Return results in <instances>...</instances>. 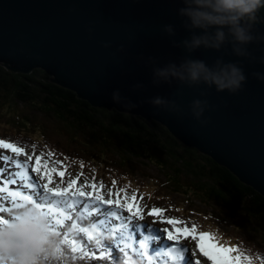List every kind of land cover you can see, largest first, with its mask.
Instances as JSON below:
<instances>
[{
    "label": "water",
    "instance_id": "95a60500",
    "mask_svg": "<svg viewBox=\"0 0 264 264\" xmlns=\"http://www.w3.org/2000/svg\"><path fill=\"white\" fill-rule=\"evenodd\" d=\"M181 6V0H0V64L23 74L41 68L94 107L157 121L264 196V82L253 75L264 73V20L253 22L255 39L244 57L227 44L189 52ZM169 24L173 35L164 30ZM187 59L237 62L247 83L237 94L202 83H153L155 68ZM117 90L121 103L113 100ZM157 96L169 104L153 105ZM196 100L208 102L199 119ZM129 101L136 107L126 108Z\"/></svg>",
    "mask_w": 264,
    "mask_h": 264
},
{
    "label": "trees",
    "instance_id": "16d2710c",
    "mask_svg": "<svg viewBox=\"0 0 264 264\" xmlns=\"http://www.w3.org/2000/svg\"><path fill=\"white\" fill-rule=\"evenodd\" d=\"M257 17H264V12H257ZM7 99L16 103L14 107L11 102L10 105L7 103ZM20 104L39 105L41 111L46 106L54 111L57 116L54 113L53 116L63 122L60 127L69 138V144L64 145L70 150L60 149V153L64 158L66 154L70 155L71 159H66L73 164L79 163L80 169L108 170L120 177L117 174L121 171L123 176L135 174V164H152L158 172L163 171L165 176H146L155 182V186L175 190L190 206L193 204L201 209H209L213 217L208 219L213 222L224 220L221 217L223 214L237 221L233 223L237 227L244 224L236 234L243 239L242 233L247 231V238L244 241L236 236L233 238L240 239L243 246H250L248 244L253 241L251 237H254V241H258L259 247L264 250V196L210 157L182 144L156 121L148 122L140 116L116 109L94 107L88 101L78 99L69 89L55 84L51 76L41 68L23 74L15 73L0 64V113L14 111ZM20 123L24 127L32 126L40 130L41 124L30 116H23ZM45 134H38L36 145L52 151L58 145L57 139L38 138ZM28 137L33 138L30 135ZM171 157L175 158L172 165L166 160L172 162ZM129 180L136 182L132 177ZM261 255L257 257L260 264H264V255L262 258ZM85 262L92 263L93 260L84 261L76 257L72 264Z\"/></svg>",
    "mask_w": 264,
    "mask_h": 264
},
{
    "label": "clouds",
    "instance_id": "9594fccd",
    "mask_svg": "<svg viewBox=\"0 0 264 264\" xmlns=\"http://www.w3.org/2000/svg\"><path fill=\"white\" fill-rule=\"evenodd\" d=\"M181 5L178 14L182 26L191 33L190 39L183 41L189 52L199 48L219 51L227 44L231 45L232 52L237 57H244L247 55V45L255 39L253 22L257 19L264 20V17H257V12H264L258 11L264 9V0H181ZM164 30L169 35H173L175 31L171 24L165 25ZM105 47L108 45L105 44ZM253 75L264 82V73L257 72ZM153 77V83L157 85L178 80L189 85L202 83L210 88L214 87L217 92L229 94L242 91L248 80L244 69L237 62L217 60L210 66L199 59H187L180 64L170 63L155 68ZM135 87L140 88L142 85L137 84ZM122 99L118 90L113 92L116 103H121ZM151 103L156 106L169 104L159 96L152 99ZM124 106L136 107L130 101ZM207 106V101L194 102L197 119ZM171 107L173 111L179 112L174 102ZM201 123L206 124L207 121ZM199 152L213 159L210 155ZM58 243L50 218L33 205H24L12 213L8 223L0 224V264H46L47 259L55 255Z\"/></svg>",
    "mask_w": 264,
    "mask_h": 264
},
{
    "label": "rangeland",
    "instance_id": "374dc122",
    "mask_svg": "<svg viewBox=\"0 0 264 264\" xmlns=\"http://www.w3.org/2000/svg\"><path fill=\"white\" fill-rule=\"evenodd\" d=\"M33 69H35V68H33ZM9 102H11V100L7 99L8 104H9ZM43 102L44 101H42V103ZM15 104L16 103L11 102L12 106ZM53 113H54V111L52 109H49L46 106H44V111H41L39 108V105L38 106H32L31 104L27 105V106L24 104H20L19 107L17 109H15L14 111H6L4 114L0 113V138H2V136H10V137L16 139L17 141L25 142L26 144L28 143V144L35 146L37 144V142L39 141V139H37L38 134L46 133L45 136H41L38 138H44V139L55 138V139H57L58 145L56 144V146H55V148H53V150H56L59 152H60V149L70 150L69 147H66L64 145V144H69V143H67L69 138L67 136H65V133L63 132L62 128L60 127V125H62L63 122L60 119L55 117V116H57L55 113H54L55 116H53ZM5 115H8V117H5ZM17 115L19 116V118L17 117ZM12 116H14V118ZM23 116H30L31 118H35L37 120V123L41 124L40 130H35V128L32 126L31 127L28 126L29 128L22 126L20 123V119ZM37 123H33V124L38 126L39 124H37ZM10 124H12L14 127H12ZM29 135L33 136V138L28 137ZM18 145L24 149V155L25 156H22V157L19 156V157L23 158L22 162L24 164L30 163L31 168H35L36 164H37V157L40 158V166H41L40 171L35 172V175L37 176V178L39 180H42L44 182V184H48L49 186H57V184H62L63 181L71 183L73 181V179H77V180H75L76 184L83 186V187H86V188H89V189H92V190H93L92 184H95V186H96L95 190L98 192H103L107 196L111 195V197L114 198V196H116V194H119L118 199H120L121 205H118V207H120L121 209L124 210L123 216L126 217L127 219H131L132 217H135V216H131V214L128 213L126 208L122 207V205L126 201L131 202L132 197H136L135 203H137L141 207V209L144 213L146 210H148L150 208H159L160 207V208L164 209V214H163L164 216L181 218L183 220V225H184L183 227H194L198 232H202V230H204V229H206V230L211 229V227L207 226L206 224H204L200 220V219H202L204 222L209 223V222H207L208 221L207 217H211V218L213 217V213L211 211L206 212V211L202 210L200 206H198V207L191 206L190 209H192V210H190L189 207L185 208V206L183 204L184 199L179 194H177V192L175 190L170 191V190L165 189L164 187H161L162 188L161 189L159 186H155V182L151 181L150 179H148L146 177V176H150L152 174H157L155 177H158V176L162 177V178L165 177L163 175L164 172L163 171L158 172L153 167L152 164H148V163L146 165L135 164V167H136V169L134 171L135 174H128V175L124 174V176H123V171H121V173L117 174V176H120L121 178L115 177V179L113 178L114 180H112V178L107 175L108 176L107 179L109 181L116 182L113 184L111 182H103V181H101V179L94 177V176H85V173H84L85 171H82V170L79 171V169L76 170V173L74 176L80 175L81 178H78V177L72 178V177H74L73 175H68L67 179H66V176L63 179L59 175L60 172H64L63 171V169H64L63 164L65 165V162H64L63 158L61 157V155H55V157L52 159L51 155L39 152L37 150L35 151V150H33V148H30V147L25 146V145H21V144H18ZM4 150H6V149L0 148V166H2L3 161H5L3 159V157L7 156L11 160H15L17 157V155L15 153H14L15 155L11 156V155L5 153ZM66 156L71 159L70 155L66 154ZM171 159H172V162H171V160H168V159H166V160L168 161V163H171V165H172L175 161V158L173 159L171 157ZM9 163H12V161H9ZM78 165L79 166L75 167L72 164V167L75 169L81 168L79 163H78ZM66 166L70 169V167L68 165H66ZM97 167H99V166H97ZM45 172H48L50 174L49 177H45V176L43 177V175H41L43 173L45 174ZM91 172H92L91 174H95L97 171H91ZM138 173H140V174L138 175ZM130 177H132L134 179V181H136L138 183H144L146 185V187L147 186H149V187L148 188L137 187V186L130 187L127 184L118 183V181L123 182V179L129 180ZM137 189L139 191H137ZM162 190H165V192H167V191H170V192L165 193ZM150 195H151V198H150ZM116 199H117V197H115V200ZM198 204H201V203H198ZM197 213L198 214L202 213V215H200V214L198 215ZM221 217H223V219H224V220H220L221 222H219V223L213 222L212 219H209V221H210L209 224H212L215 226L214 229L218 235L217 239L219 241L221 239L220 242L222 245L223 244L226 245L229 242L228 246H225L223 248H229V246H231L230 243H232V242H230L231 239H228V236H231V238L233 236L240 238L239 235L236 234L237 233L236 231H238V232L241 231L239 227H241V226L244 227V224H241L239 227H237L235 225L237 223V221H232L229 217L223 216V214H221ZM233 223H235V224H233ZM255 227H256V225H255ZM204 233H206V232H204ZM242 234L244 235V236L242 235V237L245 238L246 231L243 232ZM240 239H242V238H240ZM240 239L232 238V240H234L236 242V244H239L245 251L249 252L250 254L252 253L254 255H258V254L264 255V250L261 249V247H259L260 245H259L258 241H254V237H251V240H253V241H251V243L248 244L250 246H243ZM233 254L235 255V257L239 258V260H241L243 262V264H246L245 260H247V259H244L243 255H241V254L237 255L235 252H233ZM262 255L260 256L261 258H262ZM240 262H238V264L242 263V262L241 263ZM263 262H264V260H263ZM248 264H249V262H248Z\"/></svg>",
    "mask_w": 264,
    "mask_h": 264
},
{
    "label": "snow or ice",
    "instance_id": "6c2138e0",
    "mask_svg": "<svg viewBox=\"0 0 264 264\" xmlns=\"http://www.w3.org/2000/svg\"><path fill=\"white\" fill-rule=\"evenodd\" d=\"M0 148L3 149H8L11 152L15 153L17 156L23 155L24 154V149L22 147H18L14 143H10L6 140L0 139ZM5 161L9 159V157L5 156L3 157ZM16 167L17 168H22L23 165H21L20 161H16ZM40 158L37 157V164L36 167L33 169L34 172H39L40 171ZM16 175L23 181H28L30 180V176L27 171L23 172H18ZM45 177H49V173L45 172ZM59 175L61 177L64 176V172H60ZM15 181H11V183H14ZM8 183V182H6ZM76 184V181L73 180L71 184L67 188L63 189H57V188H52L49 187L48 184L43 185L44 193L43 195L39 196V201L36 198H34L33 195H26L21 191H12L7 188H0V192H7L8 197L13 201L14 207H21L24 205H33L39 209H41L51 220L52 222V227L53 230L55 231L56 235L59 236V232L56 231V228L54 225H62L66 219H69L70 217L67 215L65 212L64 207H61V205H67L68 207H73L75 204V199L74 198H79V197H94L95 200L101 201L104 204L108 205H121L120 199H107L104 200L101 195L95 194V189L96 186L95 184L92 185L93 188V193L85 192L81 189H75L73 190V185ZM27 188L34 189L36 186L31 183H27L25 185ZM71 194V195H69ZM58 198L56 200H52V198ZM69 198H73V203L68 205L67 201ZM136 197H132L131 202H125L122 207L126 208L127 212L131 214V216L135 217H143L142 215V209L141 207L135 203ZM22 202V203H17V202ZM10 209H4L3 207H0V213H3L5 211H9ZM149 216H162L163 215V209L159 208H153L149 213ZM6 219L3 215H0V223H6ZM169 225H172V230H169L167 227L164 228V231L167 235V238L170 241H178L182 237L189 235L190 230L187 227L181 228L178 225L182 223V221H178L176 219H169L166 222ZM191 232L194 233L195 229H191ZM204 238L201 237V243L199 245L201 251L204 253L205 256H207L210 259L217 260L218 264H238L239 258L237 257H231L227 255V253H230L234 251L231 248H220L217 251H210L205 247V244L203 242ZM75 242L73 241V245ZM74 252L76 251V248L73 247L72 249ZM173 253H176V249L171 250ZM250 264V261H249Z\"/></svg>",
    "mask_w": 264,
    "mask_h": 264
},
{
    "label": "bare ground",
    "instance_id": "6f19581e",
    "mask_svg": "<svg viewBox=\"0 0 264 264\" xmlns=\"http://www.w3.org/2000/svg\"><path fill=\"white\" fill-rule=\"evenodd\" d=\"M2 136V135H1ZM2 138H3V136H2ZM4 139V138H3ZM11 142H14V143H18V141L16 140V139H11ZM31 148H33V150H37V151H39V152H42V153H46V154H48V155H52L51 154V151L50 150H47L46 148H44L43 146L41 147V146H39V145H33ZM67 158V157H66ZM139 166V165H138ZM63 167H64V169H63V171H64V173L66 174V175H70V174H72V172H73V170L70 168H68L66 165H64L63 164ZM141 169V168H140ZM72 170V171H71ZM76 170H78V169H76ZM154 170V169H153ZM80 171V170H79ZM85 173V176H94V177H97V178H99V179H101V181H103V182H112V181H109L108 179H107V177L108 176H110L111 178H112V180H114L115 179V175L114 174H111V172L110 171H104V172H102V171H100V170H97V172L95 173V174H91L90 172H88V171H85L84 172ZM108 175V176H107ZM10 178H13V179H15L13 176H9ZM154 177V176H153ZM114 178V179H113ZM149 186H147V188H148ZM149 190V189H148ZM163 192H165V190H162ZM170 191H167V192H165V193H169ZM151 194V193H150ZM154 197V196H153ZM150 198H151V195H150ZM156 198V197H155ZM154 198V199H155ZM158 201V200H157ZM178 204V203H177ZM184 204V203H183ZM161 205V204H160ZM179 205V204H178ZM193 205V204H192ZM191 205V206H192ZM186 208V207H185ZM190 209V208H189ZM191 210V209H190ZM198 214V213H197ZM200 215H202V213H199ZM198 214V215H199ZM201 220V219H200ZM199 221V220H198ZM140 225H138L137 224V227H139ZM184 226V225H183ZM137 227H131V231L132 232H135L136 230H137ZM246 234H247V231H246ZM245 234V238H243L242 239V241H244L246 238H247V235ZM124 237V236H123ZM125 238V237H124ZM248 243V242H247ZM245 253H247V252H245ZM134 264V263H133Z\"/></svg>",
    "mask_w": 264,
    "mask_h": 264
}]
</instances>
